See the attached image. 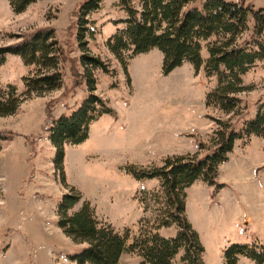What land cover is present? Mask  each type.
<instances>
[{"label": "rangeland", "instance_id": "rangeland-1", "mask_svg": "<svg viewBox=\"0 0 264 264\" xmlns=\"http://www.w3.org/2000/svg\"><path fill=\"white\" fill-rule=\"evenodd\" d=\"M85 1L40 0L16 14L8 0H0V47L52 28L67 60L62 66L63 87L40 97L26 95L25 78L35 75L34 67L7 56L0 68V85L13 86L23 100L14 116L0 118V132L12 135L0 147V264H75L71 258L87 245L76 244L63 233L58 213L72 187L82 200L69 213L89 202L101 223L121 235L129 234L130 246L139 237L141 221L148 226L155 222L159 205L149 201L145 208L140 199L144 193H159L161 182L137 181L126 167L161 168L167 158L198 152L203 157L207 150L200 151L199 143L209 146L217 129L212 118L241 130L264 108V61L242 76L249 90L238 96L236 113L206 106L208 94L218 86V77L206 73L208 47L214 39L202 43L204 64L199 71L185 63L164 76L163 55L156 49L136 56L128 51L123 53V63L119 61L108 41L126 28L121 22L128 15L121 0H105L100 10L86 18L93 34L86 41L90 54L109 67L110 74L94 72L95 93L116 117L103 116L91 126L87 141L65 146L63 170L58 171L56 150L49 140L51 121L71 115L88 98L86 82L78 85L71 71L78 66V73L84 72L72 15ZM130 1L140 9L139 0ZM228 1L264 7V0ZM248 36L249 32L239 42ZM218 172L217 182L223 188L197 181L186 190V215L205 248V264H226L225 252L233 245H264V139L251 136L238 141ZM161 231L166 237L176 235L177 228ZM141 261L134 253L121 258L122 264ZM238 264L255 263L240 257Z\"/></svg>", "mask_w": 264, "mask_h": 264}, {"label": "trees", "instance_id": "trees-1", "mask_svg": "<svg viewBox=\"0 0 264 264\" xmlns=\"http://www.w3.org/2000/svg\"><path fill=\"white\" fill-rule=\"evenodd\" d=\"M40 0H8L12 10L21 14ZM105 0H86L72 17L76 20V41L80 52L82 74L77 68L71 71L78 78V85L85 81L88 98L71 115L52 119L49 140L56 150L55 166L63 170L65 146L83 144L89 138L90 128L103 116L116 117L107 101L96 92L94 72L99 69L110 74L108 65L92 56L86 37L92 36L87 16L100 10ZM127 19L126 25L109 39L108 48L123 63V53L132 51L133 56L158 50L163 55L164 76L190 63L199 71L204 64L202 43L214 39L208 47L206 63L208 77H218L217 88L208 94L206 106L217 108L225 114L239 109V95L247 92L242 76L264 61V7L256 9L243 1L204 0H139L140 9L130 0H121ZM249 32L246 40H239ZM7 56L19 57L26 66L35 68V75L25 78L26 95L38 97L60 90L64 85V50L52 28L39 29L15 44L0 47V68ZM78 65V63H76ZM127 74V70L125 69ZM79 74V75H78ZM77 85V86H78ZM23 100L16 89L0 85V118L14 116ZM217 129L209 146L199 143L200 153L167 158L161 168L126 167V173L137 181L158 179L159 193H144L140 199L145 208L149 201L159 205L155 222L148 226L141 221L139 237L127 246L128 235H121L96 217L91 204L84 201L79 211L69 212L82 200L81 193L71 188L59 205V228L76 244L86 248L71 258L75 264H122L125 253L137 254L140 264H205V248L200 236L186 215V190L197 181L210 187L223 188L218 184L219 167L229 161L235 145L245 138L256 136L264 139V108L241 130L235 124L212 118ZM11 134L0 132L1 144L11 139ZM150 197V198H149ZM175 226L177 233L167 238L160 230ZM182 253L179 263L176 258ZM245 257L255 264H264V245H233L225 252L226 264H238Z\"/></svg>", "mask_w": 264, "mask_h": 264}, {"label": "crops", "instance_id": "crops-1", "mask_svg": "<svg viewBox=\"0 0 264 264\" xmlns=\"http://www.w3.org/2000/svg\"><path fill=\"white\" fill-rule=\"evenodd\" d=\"M165 230V229H164ZM162 231L160 230V234L162 235V233H161ZM164 236V235H163ZM175 236V234H172V235H168V236H166L167 238H171V237H174Z\"/></svg>", "mask_w": 264, "mask_h": 264}]
</instances>
